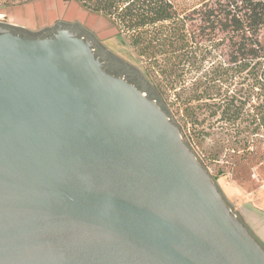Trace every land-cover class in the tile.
I'll list each match as a JSON object with an SVG mask.
<instances>
[{"label": "water", "instance_id": "1", "mask_svg": "<svg viewBox=\"0 0 264 264\" xmlns=\"http://www.w3.org/2000/svg\"><path fill=\"white\" fill-rule=\"evenodd\" d=\"M56 26L0 29V264H264L156 99Z\"/></svg>", "mask_w": 264, "mask_h": 264}, {"label": "trees", "instance_id": "2", "mask_svg": "<svg viewBox=\"0 0 264 264\" xmlns=\"http://www.w3.org/2000/svg\"><path fill=\"white\" fill-rule=\"evenodd\" d=\"M74 1L110 19L119 37L124 34L145 59L142 73L148 81L154 74L160 78L153 85L154 99L168 116L173 113L166 94L178 88L176 100L184 105L183 115L192 124L202 104L213 107V114L218 111V118L234 134L244 122L242 129L250 133L264 124V101L250 112L245 109V96L227 91L242 77L249 80L248 87H258L264 94V0H203L190 8H183L179 0ZM174 123L181 128L177 120ZM193 132L196 137L203 134L198 127ZM243 150L252 151L249 146Z\"/></svg>", "mask_w": 264, "mask_h": 264}, {"label": "rangeland", "instance_id": "3", "mask_svg": "<svg viewBox=\"0 0 264 264\" xmlns=\"http://www.w3.org/2000/svg\"><path fill=\"white\" fill-rule=\"evenodd\" d=\"M202 1L179 0V3L183 8H190ZM57 22L72 25L74 32L90 40L95 53L109 63V69L155 98L153 85L160 78L154 74L148 81L144 77L145 59L137 54L123 33V38L119 37L118 29L106 16L83 9L74 0H33L22 4L0 0V23L39 35L54 28ZM235 81V85L227 88L228 93L236 90L237 96L246 97L245 109L257 111L264 101V94L258 87H248V79L237 77ZM176 90L178 88L166 94L173 113L168 117L173 123L177 120L181 124L180 128L178 123H174L184 143L213 179L225 203L237 216H241V211L246 207H263L264 124L255 126L254 133H250L247 128L242 129L247 125L244 122L240 132L234 134L218 118L219 112L213 114L214 108L204 104L199 107L195 124H192L183 115L184 105L176 100ZM206 101L204 103H211L210 100ZM194 127L201 129L203 134L196 137ZM245 146L252 151H244Z\"/></svg>", "mask_w": 264, "mask_h": 264}, {"label": "crops", "instance_id": "4", "mask_svg": "<svg viewBox=\"0 0 264 264\" xmlns=\"http://www.w3.org/2000/svg\"><path fill=\"white\" fill-rule=\"evenodd\" d=\"M238 216L249 232L264 244V206L246 207Z\"/></svg>", "mask_w": 264, "mask_h": 264}, {"label": "flooded vegetation", "instance_id": "5", "mask_svg": "<svg viewBox=\"0 0 264 264\" xmlns=\"http://www.w3.org/2000/svg\"><path fill=\"white\" fill-rule=\"evenodd\" d=\"M61 26L62 27H64V28H69V29H71V30H73V26L72 25H64V24H62L61 23ZM57 27L58 26H55L54 28H52V29H49V30H47V31H44V32H42L41 34H39V35H34V34H31V33H29L28 31H24V30H20V29H18V28H16V27H13V26H11V25H6V24H4V23H0V29H5V30H8V31H10V32H12V33H14V34H18V35H22V36H49V35H51V34H53L55 31H56V29H57ZM95 51V50H94ZM96 54V56L99 58V60L101 61V63H102V66H103V68L107 71V72H109V73H111V74H113V75H116V76H119V75H117V74H115L111 69H109V63L107 62V61H105L101 56H99L97 53H95ZM128 81V80H127ZM218 188V187H217ZM219 190V189H218ZM220 192V191H219ZM235 214V213H234Z\"/></svg>", "mask_w": 264, "mask_h": 264}]
</instances>
